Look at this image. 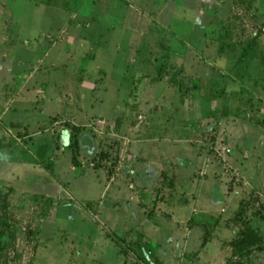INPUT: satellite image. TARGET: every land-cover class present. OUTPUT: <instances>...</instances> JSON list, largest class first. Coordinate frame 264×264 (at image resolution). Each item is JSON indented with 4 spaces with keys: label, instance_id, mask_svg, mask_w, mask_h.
Listing matches in <instances>:
<instances>
[{
    "label": "rangeland",
    "instance_id": "rangeland-1",
    "mask_svg": "<svg viewBox=\"0 0 264 264\" xmlns=\"http://www.w3.org/2000/svg\"><path fill=\"white\" fill-rule=\"evenodd\" d=\"M0 145V264H264L263 0H0Z\"/></svg>",
    "mask_w": 264,
    "mask_h": 264
},
{
    "label": "trees",
    "instance_id": "trees-1",
    "mask_svg": "<svg viewBox=\"0 0 264 264\" xmlns=\"http://www.w3.org/2000/svg\"><path fill=\"white\" fill-rule=\"evenodd\" d=\"M263 3H264V0H263ZM259 4H262V3H259ZM256 8V7H255ZM259 36H258V34H255L254 36H253V39H252V42H255L256 41V38H258ZM251 44V46H254L253 44H255V43H250ZM251 46L250 45H248L247 47H249V48H251ZM247 50V49H246ZM71 135H72V138H73V147H74V149L76 150V146H77V138H76V136H75V134H74V132L72 131V133H71ZM1 147L2 146H4V145H0ZM72 161H76V157L75 156H73L72 157ZM249 230V231H248ZM247 230V232H246V230H245V232H242L241 234H242V236L244 237V235L245 236H247V234H248V237L250 238L252 235H253V230L252 229H248ZM244 240H242V239H240L238 242H243ZM246 241V240H245Z\"/></svg>",
    "mask_w": 264,
    "mask_h": 264
},
{
    "label": "crops",
    "instance_id": "crops-1",
    "mask_svg": "<svg viewBox=\"0 0 264 264\" xmlns=\"http://www.w3.org/2000/svg\"><path fill=\"white\" fill-rule=\"evenodd\" d=\"M94 3V2H93Z\"/></svg>",
    "mask_w": 264,
    "mask_h": 264
}]
</instances>
